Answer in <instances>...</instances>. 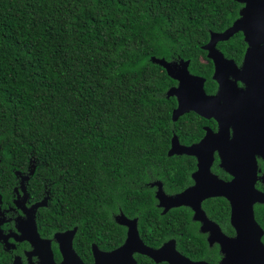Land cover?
<instances>
[{
	"label": "trees",
	"instance_id": "1",
	"mask_svg": "<svg viewBox=\"0 0 264 264\" xmlns=\"http://www.w3.org/2000/svg\"><path fill=\"white\" fill-rule=\"evenodd\" d=\"M242 6L237 0H0L3 199L11 196L16 172L35 164L32 197L44 184L52 197L38 217L41 229L78 225L95 238L98 230L120 229L110 220L118 207L145 228L156 210L152 189L140 185L161 180L178 191L195 168L193 157L168 155L178 124L175 98L166 92L175 80L152 57L190 60V70L213 89V63L202 46L211 31L231 26ZM220 46L239 61L242 34ZM200 120L191 121L192 140L202 134ZM179 217L178 210L163 217L158 239L173 236L166 232Z\"/></svg>",
	"mask_w": 264,
	"mask_h": 264
},
{
	"label": "flooded vegetation",
	"instance_id": "2",
	"mask_svg": "<svg viewBox=\"0 0 264 264\" xmlns=\"http://www.w3.org/2000/svg\"><path fill=\"white\" fill-rule=\"evenodd\" d=\"M239 33L242 34L244 44V52L239 57V61L236 60L237 56L225 53L220 46L221 42L230 41L236 34L228 40L219 41L217 48L224 53L226 58L234 60L237 66L241 67L248 49V43L243 33ZM206 56L213 63L211 81L214 83V88H208L209 80L207 77L191 70L190 72L205 78V91L208 95H217L220 83L214 78L215 63L208 57L207 51ZM181 59H171L169 61ZM205 62L208 63L207 60ZM174 80L175 84L171 85L169 89L180 86V80ZM229 80L235 82L238 88L246 87L242 79H238L232 74L229 75ZM235 91L236 95L233 96L236 97L238 102L233 103L239 106L241 95L238 96V90ZM229 93L231 92H226L224 99L220 101V108L230 98ZM172 97L176 101V105L172 110V121L178 124V130L173 132L172 138L176 136L181 145L192 146L199 143L209 130L213 133H220V122L214 116L206 117L192 109L174 120L173 112L179 106V98L178 95L167 98ZM225 107L227 106L225 105ZM195 118L201 119L202 134L198 139L192 140L191 134L193 132L191 130L193 128L191 121ZM186 120H190V129L187 136L182 138L181 135L185 133L183 124ZM226 122L225 119L224 123ZM227 131L229 133L228 141L225 137H220L210 143V147L215 149L211 172L219 179L229 183L236 176L223 165L222 154L231 156V160L235 162V165H232V171L234 172H248L251 166V156L255 155L257 164L256 179L237 181L235 184H241L248 189V192L253 193L251 201L254 216L260 227L254 232L260 236L264 246V152L261 151L262 154L251 152L252 150L250 152L246 151V145L248 144L244 143L240 137H235V127L233 125ZM175 155L181 158L184 156L194 158L195 168L190 173V183L183 184L180 190L173 192L168 191L166 184L161 180L155 181H161L162 184H152L155 181L149 184H141L140 187L152 189L153 207L156 210V214H149L150 221L146 222L145 228H142L139 216L127 215L121 207H118L116 211H111L110 220L114 222V226H119L120 229L114 228L105 232L98 230L96 232L100 235L95 238L90 234L84 235V233L90 231L81 230L78 225L56 231L41 229L38 217L44 208L49 207L52 200L51 188L48 184H44L40 194L32 197L33 193L28 186L29 184H25L26 191L23 190L19 177L16 184H11V196L9 198L3 199L0 193V253L3 258V260H0V264H15L16 260L20 261L21 264H98L100 260H102V264H264V248L261 253L254 252L249 247L255 243L254 237L236 243L240 239V233L232 222V205L227 196H209L201 200L197 196H193L189 201L178 206L167 208L163 205L159 197V192L162 190L167 195L176 196L199 185L196 184L197 181L194 177L199 169L197 156L187 153H177ZM232 157L234 158L232 159ZM234 166L238 169H234ZM203 185L202 187L205 188L208 184ZM45 199L47 200L46 205L35 207L36 204L43 202ZM195 207H199L198 210ZM172 210H178L182 215V217L175 220L174 224L176 226L173 231L166 232L173 236L158 239L157 235L163 233V228L166 227V221L163 217ZM122 215L124 216L122 217ZM35 225L37 226L39 238L35 236ZM135 227L141 241L150 249V252L140 251L136 248L132 250V242L131 249L121 250L127 243L130 231ZM73 230L75 232L71 233ZM33 234L34 236L30 237L31 239L28 238ZM155 251H158V253H154ZM104 255L106 256L104 257Z\"/></svg>",
	"mask_w": 264,
	"mask_h": 264
},
{
	"label": "water",
	"instance_id": "3",
	"mask_svg": "<svg viewBox=\"0 0 264 264\" xmlns=\"http://www.w3.org/2000/svg\"><path fill=\"white\" fill-rule=\"evenodd\" d=\"M237 1L243 4L239 11V17L233 21L231 26L223 31H211L210 40L202 46L208 52V57L215 63L214 78L220 83L217 95H208L206 93L205 78L190 72V60L182 58L181 60L169 61L164 57H152L155 63L166 69L171 78L180 80L179 87H171L167 92V97L178 95L179 98V106L173 112V119H177L181 114L192 109L206 117L214 116L221 126L220 133H213L209 130L199 143L192 146L181 145L177 137L173 136L168 155L173 156L177 153H187L197 156L199 169L194 174V177L197 181L196 184L199 185L176 196L167 195L162 190L159 192V197L163 205L168 208L184 204L193 196H197L200 200L209 196H227L232 205V222L240 233V239L236 243L254 237L255 243L249 247L254 252L262 253L264 248L263 243L260 236L254 232L257 228L260 229V227L254 216L251 201L253 193L248 192V189L241 184H235L237 181L256 179L257 164L255 155L251 156V166L248 172H234L232 171V165H235V162L231 160V156L222 154L223 165L236 176L229 183L219 179L211 172L215 149L210 147V143L220 137H225L226 141H228L229 133L227 130L231 125L235 127V137H240L244 143L248 144L246 145V151L264 152V0ZM239 32L243 33L248 43V49L241 67H238L234 60L226 58L224 53L217 48L219 41L228 40ZM230 74L238 79H242L246 87L238 88L235 82L229 80ZM235 90H238V96L241 95L239 99L241 100V104L239 103V106L233 103L237 101L236 97L233 96L236 95ZM226 92H231L229 93L230 98L220 108V101L224 99L223 97L226 95ZM225 119L227 120L226 123H224ZM35 168L36 165L32 164L28 173L16 172L17 177H20V184H22V188L25 191V184H28L31 175L35 172ZM234 169H238V167L234 166ZM152 184H162V182L155 181ZM203 184L208 185L203 188ZM46 204L47 200L45 199L43 202L36 204L35 207ZM195 208L198 210L199 207ZM73 232L75 230L71 233ZM32 236L34 234L28 236V238ZM35 236L39 238L36 225ZM131 242L133 243V248ZM129 248L150 252V249L141 241L136 227L130 231L127 243L121 250L125 251ZM154 253H158V251ZM15 264L21 263L16 260ZM98 264H102V260Z\"/></svg>",
	"mask_w": 264,
	"mask_h": 264
}]
</instances>
